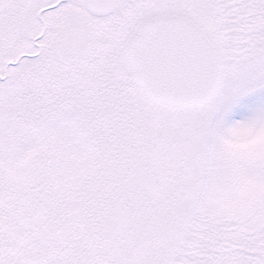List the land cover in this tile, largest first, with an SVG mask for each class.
<instances>
[{"label":"snow or ice","instance_id":"6c2138e0","mask_svg":"<svg viewBox=\"0 0 264 264\" xmlns=\"http://www.w3.org/2000/svg\"><path fill=\"white\" fill-rule=\"evenodd\" d=\"M0 264H264V0H0Z\"/></svg>","mask_w":264,"mask_h":264}]
</instances>
